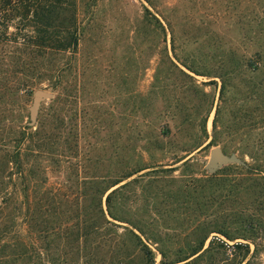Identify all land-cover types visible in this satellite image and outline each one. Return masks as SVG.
<instances>
[{
    "label": "trees",
    "instance_id": "16d2710c",
    "mask_svg": "<svg viewBox=\"0 0 264 264\" xmlns=\"http://www.w3.org/2000/svg\"><path fill=\"white\" fill-rule=\"evenodd\" d=\"M78 2L0 0V264H264V42L251 57L191 53L176 45L171 22L143 5L136 32L157 38L145 96L181 93L184 134L199 97V133L182 150L232 146L241 158L197 173L193 156L175 158L179 166L147 160L172 134L167 122L140 131L142 150L130 144L124 153L134 136L123 139L118 120L80 113ZM122 62L133 65L130 56ZM212 77L220 84L209 135L214 97L204 86L218 84ZM47 87L56 94L33 120L32 97ZM49 172L62 181L51 183Z\"/></svg>",
    "mask_w": 264,
    "mask_h": 264
},
{
    "label": "rangeland",
    "instance_id": "374dc122",
    "mask_svg": "<svg viewBox=\"0 0 264 264\" xmlns=\"http://www.w3.org/2000/svg\"><path fill=\"white\" fill-rule=\"evenodd\" d=\"M152 2L154 7H149L144 0H79L78 14L84 31L77 58L79 70L82 76L83 73L85 75L81 77L84 81L77 94V108L81 114H84V108L86 116L92 120L97 116L118 120L123 139L129 135L134 136L133 142L129 144L126 142L124 153L130 144L134 145L137 153L142 150L144 140L138 138L140 131L150 133L154 128L159 130L167 122L172 134L162 138L160 144L163 149H155L157 144H153V157L148 155L147 158L146 155L145 158L149 162L160 160V163L169 165L175 163V158L193 156L195 172H214L215 170L211 171L207 167L212 147L208 150L197 149L191 154L182 150L183 146L195 140L199 133L197 122L200 114H203L200 112V107L203 109V100L198 97L189 102L192 109L199 110V116L195 117V121L193 119L188 123L193 124V128L185 133L188 135L179 132V123L184 116L176 107V98L182 94L169 88L161 91L158 98L151 99L145 96L151 89L156 69L153 68V64L157 38L153 31L148 30L142 35V32L140 30L136 32V29L142 25L143 5H147L163 23L165 18L171 22L176 45L183 44L184 50L191 53H197L199 50L209 53L235 51L239 56L251 57L263 48L261 44L264 42V33L259 30H264V26L261 28L259 23L264 20V0H152ZM133 32V39L130 40L129 34ZM169 36L168 34V40ZM193 41L196 43H192ZM124 55L131 57L133 65L123 67ZM113 58H116L118 68H110V61ZM136 64L147 67L137 68ZM196 78L199 81L207 80L201 76ZM210 79L217 80L218 84L204 86L205 91L214 97L213 109L206 124L209 135L212 132V118L220 84L218 78ZM45 89L53 96L56 94L51 87ZM49 102V99H45L40 105H47ZM157 114H161L162 119L158 118ZM144 122L150 123L153 128L149 130V127L144 126ZM216 146L227 155H235L239 158L236 162H240L239 154L231 152L232 146H228L227 151L220 145ZM180 163L181 161L173 166H179ZM62 179V173L49 172L51 183H60ZM262 258L264 260V254ZM159 259L157 255L156 263Z\"/></svg>",
    "mask_w": 264,
    "mask_h": 264
},
{
    "label": "water",
    "instance_id": "95a60500",
    "mask_svg": "<svg viewBox=\"0 0 264 264\" xmlns=\"http://www.w3.org/2000/svg\"><path fill=\"white\" fill-rule=\"evenodd\" d=\"M52 93L46 89H37L33 96V101L30 107L31 110V118L35 120L37 116V112L40 106V102L45 99H50L52 97ZM239 161V158L235 155H227L225 154L220 147L215 146L210 150V157L207 164V167L214 171L218 168H221L224 164L232 163Z\"/></svg>",
    "mask_w": 264,
    "mask_h": 264
}]
</instances>
